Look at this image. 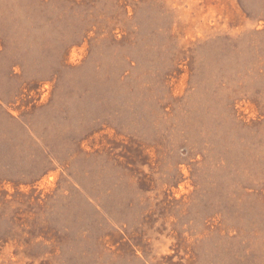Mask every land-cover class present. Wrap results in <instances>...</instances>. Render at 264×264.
I'll return each instance as SVG.
<instances>
[{"label":"rangeland","instance_id":"1","mask_svg":"<svg viewBox=\"0 0 264 264\" xmlns=\"http://www.w3.org/2000/svg\"><path fill=\"white\" fill-rule=\"evenodd\" d=\"M0 264H264V0H0Z\"/></svg>","mask_w":264,"mask_h":264}]
</instances>
